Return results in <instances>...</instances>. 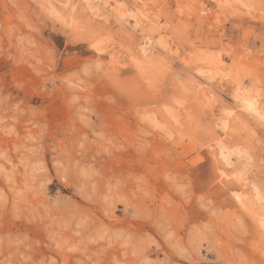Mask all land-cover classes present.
I'll list each match as a JSON object with an SVG mask.
<instances>
[{
    "label": "rangeland",
    "instance_id": "374dc122",
    "mask_svg": "<svg viewBox=\"0 0 264 264\" xmlns=\"http://www.w3.org/2000/svg\"><path fill=\"white\" fill-rule=\"evenodd\" d=\"M0 264H264V0H0Z\"/></svg>",
    "mask_w": 264,
    "mask_h": 264
},
{
    "label": "bare ground",
    "instance_id": "6f19581e",
    "mask_svg": "<svg viewBox=\"0 0 264 264\" xmlns=\"http://www.w3.org/2000/svg\"><path fill=\"white\" fill-rule=\"evenodd\" d=\"M255 106V105H254Z\"/></svg>",
    "mask_w": 264,
    "mask_h": 264
}]
</instances>
